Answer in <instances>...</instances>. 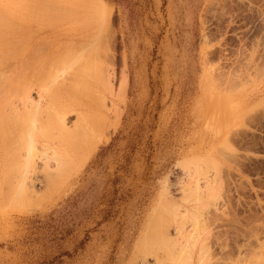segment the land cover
I'll use <instances>...</instances> for the list:
<instances>
[{
	"label": "rangeland",
	"instance_id": "obj_1",
	"mask_svg": "<svg viewBox=\"0 0 264 264\" xmlns=\"http://www.w3.org/2000/svg\"><path fill=\"white\" fill-rule=\"evenodd\" d=\"M0 15L15 100L27 92L34 105L50 104L54 70L84 86L67 65L78 42L95 52L89 73L107 65L112 84L80 86L97 85L106 101L97 108L90 89L79 105L64 96L69 113L105 115L77 144L67 132L78 113L61 126L47 107L56 123L37 124L32 148L42 143L37 150L56 159L43 151L32 162L28 204L0 202V264H264V0H0ZM3 165L0 157V194ZM47 167L62 172L55 179Z\"/></svg>",
	"mask_w": 264,
	"mask_h": 264
},
{
	"label": "bare ground",
	"instance_id": "obj_2",
	"mask_svg": "<svg viewBox=\"0 0 264 264\" xmlns=\"http://www.w3.org/2000/svg\"><path fill=\"white\" fill-rule=\"evenodd\" d=\"M51 2V1H50ZM65 2V1H64ZM53 3H57V2H53ZM60 3V2H59ZM79 3V2H78ZM84 4L85 2L84 1H81V3L80 4ZM73 4V3H72ZM72 4H70V5H72ZM78 5V7L79 6H81V5ZM51 5V4H50ZM54 5V4H53ZM55 5H57V4H55ZM55 5H54V7H53V9H52V7H51V10L53 11L54 10V12H56L55 10H57V8H58V6H57V8L55 7ZM63 5V4H62ZM86 5H88V4H86ZM66 6H68L67 4H66ZM66 6L64 5L63 7L65 8V10H68V12H66V13H73L74 11H75V9H74V11H72V9H71V7L72 6H70V8H66ZM74 6H76V5H74ZM73 6V7H74ZM77 7V6H76ZM55 8V9H54ZM64 8H62L63 10H64ZM85 8H86V6H85ZM85 8H82V9H84V12H85ZM88 8H90V6H88ZM93 8V7H92ZM59 9V8H58ZM61 9V10H62ZM69 9H71L70 11H69ZM77 10V9H76ZM79 10H81V9H79ZM90 10H91V8H90ZM58 12V14L59 13H62V12H60L59 10H57ZM83 11V10H82ZM49 12V11H48ZM48 12H45V14L46 13H48ZM53 12V13H54ZM63 13V15L62 14H60V15H62V16H64V14H66V13ZM92 12H94V11H92ZM100 12V11H99ZM76 15L79 13L80 14V12H77L76 13V11L74 12ZM73 13V15H75ZM50 14V13H49ZM55 14V13H54ZM69 14H67V15H69ZM85 14H87V13H85ZM84 13H83V17L85 16V18L88 16V15H85ZM60 15L58 16V17H60ZM67 15H65V16H67ZM92 15V14H91ZM99 15H101V13L99 14ZM99 15H97V17L99 16ZM48 16V15H47ZM54 16V15H53ZM56 17H57V15H55ZM78 16V15H77ZM77 16H75V17H77ZM81 18H82V16H81V14L79 15ZM51 17V16H50ZM7 17L5 16H2V15H0V22L1 21H3L4 19H6ZM74 18V17H73ZM80 18V19H81ZM49 19V18H48ZM84 18H82V20H83ZM96 19V18H95ZM98 20H101V19H98ZM97 20V21H98ZM9 21V20H8ZM64 21V20H63ZM88 20H86V22H87ZM12 22V21H11ZM11 22H5V23H8V24H10ZM60 22V21H59ZM4 23V22H3ZM56 23V22H55ZM82 23V22H81ZM100 23V22H99ZM51 24V23H50ZM104 24V23H103ZM98 26H99V24H98ZM0 27H2V26H0ZM2 32H3V30H2ZM1 32V33H2ZM1 33H0V35H1ZM4 33V32H3ZM95 34V33H94ZM102 36V35H101ZM100 36V37H101ZM3 37H5V33H4V36ZM88 38V37H87ZM94 38V37H93ZM93 38H91L90 37V39H93ZM1 40H2V38H0ZM89 39V40H90ZM99 39V38H98ZM102 40H104L103 38H101ZM0 40V41H1ZM99 41V40H98ZM12 42V41H11ZM85 42V41H84ZM84 42H83V44H84ZM88 42V41H87ZM94 42V41H93ZM97 42V41H96ZM101 42V41H100ZM100 42H99V44H100ZM3 43H5V42H3ZM50 43V42H49ZM89 43V42H88ZM88 43H86V44H88ZM92 42H90L89 43V48H91L90 47V44H91ZM104 43V42H103ZM9 44L11 45V43L9 42ZM96 44V43H95ZM99 44H98V47H99ZM105 44V43H104ZM103 44V47L105 46ZM7 46H9L8 45V43L6 44ZM6 45H4L3 46V44L1 45L0 44V49L2 50V48L3 47H5L6 48ZM80 45H82V43L80 44ZM12 46V45H11ZM10 46V47H11ZM71 46V45H70ZM77 46V45H76ZM75 46V47H76ZM84 46V45H83ZM92 46V45H91ZM67 47V46H66ZM78 47L81 49V51L79 52V50H77V52H75L76 50H74L73 52H70V55L69 56H71V58L73 59V60H75V58H78L77 59V61H75V62H73V63H76V64H71V61H72V59L70 60L69 58H68V61L70 60V63H68L67 61H64L63 63H61V64H65L66 65V63H68L67 65H69L70 64V67H75V65H76V68H78L77 70H79V73H77V72H75V73H77V74H79V79H84V81H83V84H84V82H85V84L87 83V84H91V83H94V80L95 79H97V77L99 76V73L97 72V76H95L94 75V72L91 70L90 71V73H89V65L92 63H95L94 62V58L92 59V57L94 56V54H95V52H90V51H86V52H82V46H79V42H78ZM86 47H88V45L86 46ZM101 47H102V43H101ZM101 47H99L100 49H101ZM106 47V46H105ZM104 47V48H105ZM74 48V47H73ZM92 48H94V47H92ZM104 48H102L101 50H104V51H102V53L105 55L107 52L105 51V50H107V48L106 49H104ZM61 49V48H60ZM76 49V48H75ZM85 49V48H84ZM4 50L5 49H3V52H1L0 53V99H2V101H0V157H2L3 158V169H5L7 172H6V176H5V178L3 179L2 177V183L4 182V184L3 185H5V189L3 190V191H5L6 190V192H4V193H1L0 194V202H2L4 199H15L14 201L16 202V201H18V203L20 204V206H21V204H23V202L25 201V203H27L26 202V199L28 200V198H29V196L31 195L30 194V192H31V185H32V183H31V181H29V177H30V175H28L30 172H32V169L34 168L33 167V165L35 164V159H37V160H39L40 159V156H41V154L43 153V151H44V153L42 154V156H41V158L42 157H44V156H46V155H44V154H46L45 152V150H43L42 152L40 151H38L40 148H42V143L39 145L40 147H37L36 148V146H34L33 148H32V146L34 145L33 143L34 142H36L34 139H33V136H34V134L38 131V129H37V131L34 133L33 131H35L34 129L36 128V126H37V124L39 123V124H41L42 123V121H45V124L47 123L48 124V126H51V125H53V124H49V121H54L55 122V120H49L51 117H54L53 115H51L52 113H51V111L52 112H54L53 114H55L56 113V115H57V113H58V115L55 117V119H56V121H58L59 123H61L60 125L62 126L63 125V123L68 119V118H66L65 119V116H67V114H72V113H74L75 111V113H78V115H76L77 117H74L76 120H78L77 122H75V120H74V122H73V125H74V128L72 129V131H71V129H69L71 132H67V134H68V136H71L69 139H70V141L73 143L74 142V144H77V143H75L77 140H75V136L78 134V133H82L83 132V127H86V130H87V128H89V126L92 124H90V121H97V120H99L100 121V123H104V122H102V119L104 118L105 119V115H103L102 114V117L101 118H97L96 119V116L99 114L98 113V111L97 110H95L96 112H97V115L94 117V114L96 113V112H94V111H92L94 114H92V112L90 111V113H91V116L89 115L90 113H88V109H82L80 112H78L77 111V108H75V110L74 109H72L71 111H74V112H68L69 110H67L66 111V107L67 106H70V104L69 105H65L64 103L66 102L65 101V98H64V96H66V95H68V96H72V97H74V100H75V102L79 105V102L81 103V101H78L79 99L78 98H80V97H84V96H86V97H84L86 100L85 101H87L88 99L90 100V98L91 99H93L94 98V95H95V97H97L96 95L99 93V90L100 89H98V87H97V85H95L96 87H95V89L96 90H92V88L90 89V86L88 85V87H89V89H90V91H92L93 93H94V91H97V89H98V92H96V93H92V96H88V93H90V91L88 92V90H85L86 92H88L87 94H85L84 92H81V91H83V89L81 90V88L83 87L84 88V86H85V84H84V86L83 85H79V83L77 84V83H73V82H71V83H68L67 85L65 84V82H63L65 79H70L71 80V77H68V76H70V74L67 76V74H66V76H64V75H62V74H58V72H57V70H54L55 72L53 73L54 74V80H53V89H52V91H49L47 94H45L46 95V99L48 98V100H49V103L50 104H47V106L46 107H40V106H37L36 104L34 105V103L32 102V100L30 99V95L26 92L24 95H22V96H20V97H18L16 100H15V94H16V91H17V88H19V86H20V84H18V82L16 81V79H18V78H16L13 74H12V72H13V64H12V62H9V60H10V58L12 57V55L11 54H9V53H11V52H9V50H8V52L9 53H7V55L4 53ZM88 50V49H87ZM13 52V51H12ZM97 52V51H96ZM106 52V53H105ZM60 53V52H59ZM74 54V55H72V54ZM76 53V54H75ZM77 53H79V55L80 56H78V54ZM85 55H84V54ZM87 53H90L88 56H86L87 55ZM64 54L65 53H63V56H64ZM84 55V57L83 58H81L82 56ZM74 56V57H73ZM78 56V57H77ZM97 56V55H96ZM108 56V55H107ZM66 57V60H67V56H65ZM65 57L63 58L62 57V55H61V53L59 54V56L58 57H56L57 58V61H58V58H59V60H65ZM89 59H91L90 60V62L91 63H89L88 62V58ZM98 57V56H97ZM61 58V59H60ZM63 58V59H62ZM100 58H101V56H100ZM108 58V57H107ZM7 59H9V60H7ZM81 59V60H80ZM83 59V60H82ZM85 59H87V60H85ZM111 59V58H110ZM78 60H80V61H78ZM84 60L85 61H87V66H86V64L84 65H80V66H82V67H78L79 66V64H82V63H86V62H84ZM93 60V61H92ZM96 60V62H97V59H95ZM98 60H99V58H98ZM103 60H105V59H103ZM108 60V59H107ZM106 60V61H107ZM81 61H82V63H81ZM101 61H102V59H101ZM60 62V61H59ZM59 62H56V66H55V68H57V67H59V65H60V67L58 68V69H60V70H62V68L64 67L63 65H61ZM79 62V63H78ZM103 62V61H102ZM101 62V63H102ZM77 63H78V66H77ZM101 63H100V65H101ZM105 63V62H104ZM104 63H102L103 65H102V67L106 64H104ZM91 64V65H92ZM54 65H55V63H54ZM58 65V66H57ZM66 65V67H68ZM72 65V66H71ZM96 64H93L92 66H95ZM51 66H52V64H49V67L51 68ZM63 66V67H62ZM84 66H86L85 67V69H87V70H84L85 71V73H84V75H82L81 74V72H80V70H82L81 68H83ZM52 67H54V66H52ZM69 67V68H70ZM98 67H99V64H98ZM101 67V66H100ZM104 67H107V68H105V71H104V68H103V70L102 71H100V73H101V75H100V77H98V79L99 78H101L102 79V83L103 82H106V84H99V85H101L103 88L102 89H104V86L105 87H107L108 85L107 84H109L110 82V76H111V74H109V73H111V72H109V69H108V66L106 65V66H104ZM50 68L48 69V70H50ZM76 68H75V71H77L76 70ZM90 68L91 69H94V68H92L91 66H90ZM64 69H65V67H64ZM71 69V68H70ZM73 70H74V68H72ZM102 69V68H101ZM100 69V70H101ZM107 69H108V71H107ZM86 71L89 73H86ZM106 72L107 74H109L110 76L108 77V75L107 74H105L104 72ZM111 71V70H110ZM82 72H83V70H82ZM91 72L93 73V76L91 75ZM109 72V73H108ZM96 73V72H95ZM80 74L83 76V78H82V76H80ZM86 74V75H85ZM88 75H90V76H88ZM113 75V74H112ZM77 76V75H76ZM87 76L90 78V83H89V81L87 80L88 78H87ZM92 77V78H91ZM96 77V78H95ZM113 77V76H112ZM119 77V76H118ZM94 78V79H93ZM108 78H109V81H108ZM57 79V80H56ZM60 79V80H59ZM75 79V78H74ZM91 79H93L92 81H91ZM101 79H99V81L101 80ZM113 79V78H112ZM48 79L46 78V82H48L47 81ZM76 80V79H75ZM87 80V81H86ZM55 81V82H54ZM96 82L98 81V80H95ZM108 81V82H107ZM46 82H44V86H45V84H46ZM56 82L58 83V84H56ZM78 82V81H77ZM95 82V83H96ZM101 82V81H100ZM120 82V81H119ZM62 84L61 86H59L58 87V85L59 84ZM99 83V82H98ZM98 83H96V84H98ZM111 84V83H110ZM93 85V84H92ZM104 85V86H103ZM121 85H123V83L121 84ZM120 85V86H121ZM80 86H81V88H80ZM94 86V85H93ZM110 86V85H109ZM111 86H112V84H111ZM111 86L109 87V89L111 88ZM77 87V88H76ZM87 87V88H88ZM78 88H80V91L79 90H77ZM108 88V87H107ZM107 88H105V89H107ZM120 88V87H119ZM86 89V88H85ZM108 90V89H107ZM111 90H112V88H111ZM113 91V90H112ZM109 92V91H108ZM99 94H101V93H99ZM49 95V96H48ZM84 95V96H83ZM90 95V94H89ZM112 95H113V93H112ZM48 96V97H47ZM58 96V99L56 98ZM80 96V97H79ZM101 96V95H100ZM103 96V95H102ZM38 97H39V100H40V102H41V99H43L44 98V95L41 93V92H39L38 93ZM87 97H89L88 99H87ZM14 98V99H13ZM64 98V99H63ZM101 98V97H100ZM100 98H98L97 97V99H93V100H91V101H93V105L96 103V101L98 102V103H96L95 104V106L94 107H96L97 108V105H98V107H100V103L99 102H101L102 100V103L103 102H105L106 103V101H105V98H104V96L102 97L103 99H101V101H99V99ZM52 99H53V101H52ZM55 99H57V101L55 100ZM62 99V100H61ZM70 100V99H69ZM74 100H72V101H74ZM88 100V101H89ZM96 100V101H95ZM52 101V102H51ZM65 101V102H64ZM71 101V100H70ZM69 101V102H70ZM78 101V102H77ZM90 101V104L92 103ZM95 101V102H94ZM68 102V103H69ZM52 103V104H51ZM60 103V104H59ZM67 103V104H68ZM83 103V107H87V106H89L90 104L88 103V102H85V104L87 103V104H89V105H87V106H85V104H84V102H82ZM56 104H58V105H56ZM81 106L80 107H82V104H80ZM103 105H105V104H103ZM50 106V107H49ZM52 106H53V108H52ZM73 106V105H72ZM72 106H70L71 108H73ZM92 106V104L90 105V107ZM50 109V112L48 113V114H50L49 116H50V118L48 117H46L47 116V114H46V112H47V110L46 109H48V108ZM70 107L68 108V109H70ZM75 107V106H74ZM52 108V109H51ZM54 108H55V110H54ZM92 108V107H91ZM80 109V108H79ZM100 112V111H99ZM44 113V114H43ZM42 114V115H41ZM46 114V116H44ZM75 115V114H74ZM43 117H45L44 118V120L42 119L41 120V118H43ZM69 117V116H68ZM90 117H92V119L90 118ZM95 119H94V118ZM94 119V120H93ZM40 120H41V122H40ZM65 120V121H64ZM90 120V121H89ZM106 120V119H105ZM56 123V122H55ZM58 123V124H59ZM65 123H67V121L65 122ZM75 123V124H74ZM44 124V125H45ZM46 124V125H47ZM72 124V123H71ZM89 124V125H88ZM99 124V123H98ZM96 125V126H99V125ZM60 125H59V128H60ZM87 125H88V127H87ZM94 125V124H93ZM102 127V126H101ZM76 128V129H75ZM97 128V127H96ZM104 128V127H103ZM63 129H64V127H63ZM101 129V128H100ZM42 129H40V131H41ZM60 130H62V129H60ZM65 130V129H64ZM89 130V129H88ZM87 130V131H88ZM96 130V129H95ZM56 131V130H55ZM54 131V132H55ZM58 131V130H57ZM86 131V133H88V135L89 136H91V132H87ZM94 132V131H93ZM39 133V132H38ZM59 133V132H58ZM98 133V132H97ZM37 134V133H36ZM40 134H42V133H40ZM39 134V136H41ZM44 134V135H43ZM42 135V138H47V134H45V133H43ZM82 134H84V133H82ZM95 134V133H94ZM50 135H51V133H50ZM80 135V134H79ZM79 135H77V136H79ZM97 135H99V133L97 134ZM45 136V137H44ZM100 136V135H99ZM53 137V136H52ZM50 138V137H49ZM82 138V137H81ZM32 139H33V141H32ZM48 139V138H47ZM52 139V138H51ZM53 139H56L55 137L53 138ZM83 139H85L84 138V136H83ZM38 140V139H37ZM49 140V139H48ZM80 140H82V139H80ZM94 141V139L92 138L91 139V141ZM50 141V140H49ZM48 142V141H47ZM82 142L84 143V141L82 140ZM46 143V142H45ZM51 144V143H50ZM81 144V143H80ZM82 145V144H81ZM43 146H44V144H43ZM85 147V146H84ZM38 149V150H37ZM35 150V151H34ZM32 151H34L35 153L37 152H39L40 153V155L38 156L37 154H35L36 156H38V157H36V156H34V154L32 155ZM83 150H81V152H82ZM48 152V151H47ZM84 152V151H83ZM55 154V153H54ZM85 154V153H84ZM50 156H51V154H50ZM49 155L48 156H46V157H50ZM53 154H52V156H51V158H53ZM36 157V158H35ZM46 157H44L45 159H47ZM39 158V159H38ZM31 159H34L33 161L31 160ZM43 159V158H42ZM55 159H56V157L54 156V158H53V160L55 161ZM36 160V161H37ZM44 160V159H43ZM46 161V160H45ZM44 161V162H45ZM47 161H48V159H47ZM58 161V160H57ZM32 162H34V164L32 163ZM43 162V163H44ZM50 162V161H49ZM49 162H48V164H49ZM41 163H42V161H41ZM43 163H42V165H43ZM51 164V163H50ZM60 164V163H59ZM31 165H32V167H31ZM36 165V164H35ZM34 165V166H35ZM38 165V164H37ZM47 166V165H46ZM50 167V166H49ZM49 167H47L48 168V170L47 171H49L50 169H49ZM55 167V166H54ZM2 168V167H1ZM32 168V169H31ZM38 168V167H37ZM40 168V167H39ZM65 169H66V167H64ZM35 169V168H34ZM43 170L45 169V168H42ZM51 169H53V168H51ZM35 170H37V169H35ZM39 170V169H38ZM55 170V172H56V169H54ZM61 170V169H60ZM64 170V169H63ZM69 171H70V169H68ZM1 171V170H0ZM30 171V172H29ZM34 171V170H33ZM59 171V170H58ZM57 171V173H55L53 170H51V173H50V171H49V173L48 174H51L53 177H55V179H56V177H58L59 176V174H60V172H62V171H59L58 172ZM35 172V171H34ZM53 172V173H52ZM43 173H46V172H43ZM55 173V174H54ZM67 173V172H66ZM33 174V173H32ZM34 174H36V172L34 173ZM40 174V173H39ZM47 174V175H48ZM54 174V175H53ZM64 175L65 174H63V177H64ZM29 176V177H28ZM50 176V175H49ZM67 176V175H66ZM32 177H34V176H32ZM45 177H47L46 175H45ZM31 178V177H30ZM49 178L50 177H47V179L49 180ZM54 179V178H53ZM53 179H50V182H52L51 180H53ZM37 180V179H36ZM47 181V180H46ZM45 181V183H47ZM50 182H49V184H50ZM54 182V181H53ZM53 182L51 183V185L53 184ZM30 183H31V185H30ZM57 182L55 181L54 182V184H56ZM48 184V185H49ZM53 184V185H54ZM57 184H59V183H57ZM196 184V183H195ZM50 185V186H51ZM198 186V185H197ZM4 188V187H3ZM51 188V187H50ZM53 188V187H52ZM44 189H46V188H44ZM33 191H35L34 189H32ZM33 191H32V193H33ZM42 191V190H41ZM53 191V190H52ZM39 192H40V190H39ZM44 192V191H43ZM188 192V191H187ZM36 193V192H35ZM184 193H186V192H184ZM36 194H38V192L36 193ZM35 195V194H34ZM40 195V194H39ZM38 196V195H37ZM36 196V197H37ZM47 196V195H46ZM34 197V196H33ZM38 197H40V196H38ZM184 197V196H183ZM31 198H32V196H31ZM34 199V198H33ZM36 199H38V198H36ZM22 202V200H23V202L22 203H20V201ZM4 202H6V201H4ZM16 204H17V202H16ZM28 204V203H27ZM27 204H26V206H27ZM31 204V203H30ZM28 206H30V205H28ZM32 206V205H31ZM34 207V206H33ZM25 208V207H24ZM143 239V238H142ZM148 239V238H147ZM150 239V238H149ZM148 239V241H150ZM160 239V238H159ZM159 239H158V241H159ZM160 240H162V239H160ZM149 243V242H148ZM158 244V243H157ZM147 245V244H146ZM166 251H168V250H166ZM165 252V251H164ZM169 252V251H168ZM167 252V253H168ZM170 253V252H169ZM168 253V254H169ZM171 253H174V250H173V252H171ZM177 253V252H176ZM158 255V254H157ZM171 256L173 255V254H170ZM170 255H168V256H170ZM178 255H181V252H180V254H179V252H178ZM159 256L161 257H163V254H159ZM174 256V255H173ZM159 257V258H160ZM175 257V256H174ZM166 258H167V256H166ZM170 258H173V257H170ZM160 259H163V258H160ZM168 259V258H167ZM170 261V260H169ZM169 264V263H168ZM171 264H175V262L173 261V263L171 262Z\"/></svg>",
	"mask_w": 264,
	"mask_h": 264
}]
</instances>
